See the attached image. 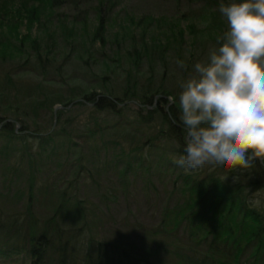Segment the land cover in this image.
<instances>
[{
  "label": "rangeland",
  "instance_id": "374dc122",
  "mask_svg": "<svg viewBox=\"0 0 264 264\" xmlns=\"http://www.w3.org/2000/svg\"><path fill=\"white\" fill-rule=\"evenodd\" d=\"M202 8L203 4H192L188 0H118L114 9L116 21L105 35L107 43L102 51L103 47L94 45L91 40L93 24L88 22L90 30H83L80 46L69 47L68 42L57 38L58 45L52 56L56 63L52 61L46 70L35 59L21 68L23 59L9 58L0 62V92H5L0 101L3 106L0 129L9 120L18 123L16 117H19L27 127V134L32 135L26 138L27 134L18 127L25 138L11 142L0 136V207L5 216L18 213L21 221L47 226L64 203L69 213L66 206L60 209L63 218L57 224L76 232L75 235L81 229L83 237L90 234L100 241L142 246L148 256L156 258L157 264H183L180 256L193 247V233L198 225L195 212L188 213L196 208L192 198L187 211L181 213V218L177 216L178 206L185 205L191 194L181 183L182 168L172 159L182 155L183 135L180 140L169 137L170 125L160 111L153 113L151 122L144 120L147 108H142L135 100L117 104L113 111H98L93 110L94 104L85 96L107 94L124 99L129 77L149 84L145 80L153 76V88H162L179 100L181 83L193 72L197 62H207L211 51L219 47L217 36L227 30V21L218 9L215 16L210 13L209 22H201L206 14ZM60 13L74 17L72 10ZM131 16L137 21L149 16L152 23L133 31L125 27ZM174 17L190 18L183 25L195 26L192 32H186L182 49L187 70L178 65L174 53L165 60L154 58L159 47L147 48L142 44V33L145 39L165 38L166 28L157 21ZM53 29L49 25L42 35L50 34ZM2 31L5 35L8 33L6 27ZM21 31L23 33L24 29ZM138 63L140 68L136 66ZM7 77L13 85L7 86L6 81L3 85L2 79ZM173 97H167L163 107L174 104ZM158 98L155 101L158 102ZM43 99L48 100V104ZM70 99L73 102L67 106L65 103ZM63 130L72 141L58 138L44 143L33 134H55ZM90 131L98 132L87 142L83 135ZM90 144L93 147L103 144L106 150L101 148L100 154L95 155L89 149ZM42 147L47 150L42 152ZM119 152L126 155H118ZM129 164L131 171L124 176V168ZM30 186H34L33 199ZM77 201L81 202L80 210L76 209ZM247 249L243 258L230 264H255L250 257L257 248ZM24 258L23 255L9 258L0 252V264H30Z\"/></svg>",
  "mask_w": 264,
  "mask_h": 264
},
{
  "label": "trees",
  "instance_id": "16d2710c",
  "mask_svg": "<svg viewBox=\"0 0 264 264\" xmlns=\"http://www.w3.org/2000/svg\"><path fill=\"white\" fill-rule=\"evenodd\" d=\"M188 2L197 5L203 4L202 9L206 14L203 15L204 20L201 22H209L210 13H213V16H215L214 13L217 14L216 10L220 0H188ZM117 3L118 0H0V62L7 61L9 58L11 60L23 59L21 68L28 66L30 60L35 59L46 70L48 65L55 61L52 56H54V49L58 45L57 38L68 42L69 47L80 46L78 43L83 40L81 35L83 30H90L88 22L93 24L90 30H93L91 40L94 45L103 47L102 51L107 43L105 35L111 28V24L116 21L114 9ZM61 10H72L74 17L71 18L69 13H60ZM92 13L93 16H91ZM149 18V16L141 17L137 21L131 16L125 27L131 28L133 31L140 29L139 27L142 28V26L147 28L152 23V19ZM186 20H190V18L174 17L172 20L167 18L158 20L157 22H162L166 28L164 30L167 31L165 38L153 37L150 39L148 37L145 39L142 33V44L147 48L153 45L159 47L160 51L156 52L155 50L150 53L154 55L156 52L157 56L154 58L165 60L172 52L178 60L183 61L182 49L183 44H186V32H192L195 27L194 24H188L185 27L183 22L185 23ZM49 25L54 27L53 32L42 35L47 31ZM3 27L8 29L6 35L2 31ZM22 29H24L23 33ZM86 51L92 52L91 49H86ZM136 66L141 67L140 63ZM152 77L145 80L149 84L140 82L135 77L133 81L129 77L130 84L128 83L123 91L124 99L109 97L106 96L107 94L98 96L90 94L86 95L85 99L94 104L93 110L97 109L98 111H113L117 104L135 100L142 108H147L148 116L143 115L144 120L151 122L153 113L160 111L162 118L170 125L169 137L174 136L180 140V136L184 133L179 121L178 97L170 107H163L167 102V97H173V94L166 90L163 91L162 88H153ZM3 81L7 82V86L13 85L10 77L2 79L4 85ZM4 94L5 92H0V101ZM156 97H159L158 102L155 101ZM42 101L45 104L49 102L45 99ZM59 101L62 104L65 103ZM72 102L73 100L70 99L65 104L70 106ZM1 107L3 106L0 102ZM149 107L153 108L148 109ZM6 120L8 119L5 118V122ZM16 120L18 123L10 120L4 124L0 129V136H5L11 142L25 138L24 134L22 135L16 128L19 125L22 131L27 134V127L19 121L21 118L16 117ZM63 131L61 132L65 134L60 132L41 135L36 134V131L33 134L37 135L44 143L58 138H68L67 141H72V137L66 134L65 130ZM96 132L98 131L86 132L83 135L87 139L85 141L90 142L96 137ZM31 136L27 134L26 138H31ZM72 145L75 146L73 143ZM91 146L92 144L89 149H92L95 155L100 154L101 148L106 150L103 144ZM151 147L149 148L151 149ZM183 149L184 147L181 149L182 154ZM44 150H47L46 147L45 149L42 147V152ZM52 152H55L54 149ZM123 153L117 154L126 155ZM4 154L7 153L4 152ZM130 168V164L124 168V176L131 171ZM217 170L219 171V166H217ZM181 173L183 188L189 189L191 194L188 195L185 205L178 206L180 212L177 213V216L181 218V213L187 211L190 206V198H192L196 208L194 211L189 210L188 213L195 212V217H198V225L192 238L191 246L193 247L180 256L183 264H230L231 261L237 262L243 258L247 247L257 248L250 258L255 264H264V207L257 210L245 203L249 198L248 189L250 193H254L264 188V165H257L250 170V174L245 173L240 184L233 183L232 176L237 173H233L225 181L217 173L186 175L183 169ZM188 176H195L198 179L191 178L190 180L187 178ZM30 188V198L33 199L34 186H30ZM261 195L264 196V193ZM65 206L63 203L56 210V215L47 222L49 223L47 226L44 224L36 226L28 220L21 221L18 219V213H14L13 216H5L0 207V252L9 258L14 255L16 257L23 255L24 261L28 260L30 264H157L156 258L148 256V252L144 251L142 246L100 241L90 234L83 237L81 229H79V234L75 235L76 232L60 227L61 225L57 224L63 218L60 209ZM80 207H82L81 202L77 201L76 209L80 210ZM66 211L69 213L68 206H66ZM167 216L168 214L163 217V225H165ZM160 230H163L162 227ZM222 260H224L223 263Z\"/></svg>",
  "mask_w": 264,
  "mask_h": 264
},
{
  "label": "clouds",
  "instance_id": "9594fccd",
  "mask_svg": "<svg viewBox=\"0 0 264 264\" xmlns=\"http://www.w3.org/2000/svg\"><path fill=\"white\" fill-rule=\"evenodd\" d=\"M227 30L207 62H197L180 87L183 154L173 162L186 175L208 170L223 181L264 165V0H220ZM187 70L184 61H177ZM176 101V98H172ZM219 166V171L217 170ZM249 192L251 208L264 207V188Z\"/></svg>",
  "mask_w": 264,
  "mask_h": 264
}]
</instances>
